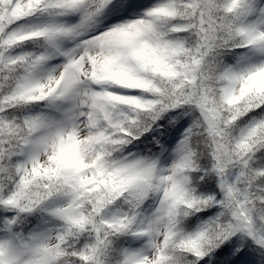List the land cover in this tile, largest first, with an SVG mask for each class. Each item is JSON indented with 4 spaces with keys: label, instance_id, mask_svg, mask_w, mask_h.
Wrapping results in <instances>:
<instances>
[{
    "label": "snow or ice",
    "instance_id": "1",
    "mask_svg": "<svg viewBox=\"0 0 264 264\" xmlns=\"http://www.w3.org/2000/svg\"><path fill=\"white\" fill-rule=\"evenodd\" d=\"M0 264H264V0H0Z\"/></svg>",
    "mask_w": 264,
    "mask_h": 264
}]
</instances>
